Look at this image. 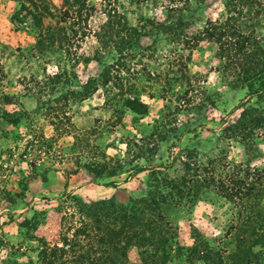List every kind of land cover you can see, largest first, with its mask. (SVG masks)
Wrapping results in <instances>:
<instances>
[{"label": "rangeland", "instance_id": "rangeland-1", "mask_svg": "<svg viewBox=\"0 0 264 264\" xmlns=\"http://www.w3.org/2000/svg\"><path fill=\"white\" fill-rule=\"evenodd\" d=\"M78 1L84 10L74 0H0V264H158L146 243L128 241L143 228H129L132 217L168 229L165 264H185L175 251L191 246L194 233L210 258L191 264L224 260L239 223L246 235H264V191L247 224L245 204L220 191L232 175L243 178L237 171L264 168V123L251 134H224L243 110L264 121V8ZM229 15L240 34L228 38L247 53L239 68L235 54H217L211 41L190 49L174 42L177 18L189 37ZM88 81L94 89L82 100ZM126 98L143 114L128 110ZM183 176L180 195L173 189ZM141 200L157 210L137 214ZM118 225L122 235L111 239ZM251 251L264 264V246Z\"/></svg>", "mask_w": 264, "mask_h": 264}, {"label": "trees", "instance_id": "trees-1", "mask_svg": "<svg viewBox=\"0 0 264 264\" xmlns=\"http://www.w3.org/2000/svg\"><path fill=\"white\" fill-rule=\"evenodd\" d=\"M74 3H80L78 5L79 7L77 11H81L85 9L83 2L74 0ZM237 3L238 4L243 3V5L246 6L247 8H252L254 6L256 10L258 8L260 9L264 8V2L259 3L257 2V0H245V1L238 0ZM240 13L241 12L237 10L236 14L239 15ZM62 16L67 17V13L63 12ZM79 22H80V18H79ZM235 23H236V20L231 15H229L228 17H226L225 21H223L222 24H220V26L214 25L213 27V25L211 24V25L205 26L204 29H202V31H200L196 35L187 37L186 35L184 36V31L186 28H183L180 30V28L184 26H182V21L179 18H177V26L179 27V32L178 34H176L174 38L175 40L174 42L175 43L180 42L181 44H186L187 47H188V43L189 44L191 43L189 45L190 47H188V49H190L192 46L194 47L199 42H201L203 39L207 41H211L212 43L218 46L217 54H235V57H234L235 59H233L234 60L233 62H235V64L239 68L241 67L240 66L241 60H243L244 54H247V53L244 51V48L242 45L239 48H237L234 42H232L228 38L229 33L230 34H236V33L240 34L239 32L240 30H238V27H236ZM124 27L125 26L122 24V28L125 30ZM166 29L168 32H170L169 27H167ZM59 32L61 33L59 34L60 38L63 39V41L65 42L66 38L64 34V29L60 28ZM70 33H72V36L76 35L75 32L70 31ZM95 38L99 42L102 41L101 37L98 35H95ZM228 47L229 49H227ZM254 61L256 63V60ZM261 71H264V70L261 69L259 72ZM236 75L238 76V74ZM259 77H260V73L252 74L250 78H246V79L257 81ZM260 80L262 79L260 78ZM93 84H94V81H88L86 85H84V89H83L84 91H83V94L81 95L82 100L90 96V94L92 93L94 89ZM262 85L263 84H260V86ZM247 89L250 95L257 93L253 88V83L248 84ZM136 101H137L136 98H132V99L126 98L125 100H123V104L131 112L136 113V114H143L144 112V110L142 109L143 106L141 104H137ZM259 123L262 124L264 123V121L259 119V116L257 115L256 110L254 109H250L249 111L243 110L242 114L239 117V122L235 125H231L225 128L224 134L227 136H237V134L238 135L242 134L244 131H246L247 134H251L255 128H258L257 125ZM190 159L191 158H189L185 162L186 169L188 170H190L189 165H192L191 167L194 166V163L189 164ZM215 165H216L215 162H213L210 167L212 172L215 170ZM237 173H242L243 178L240 181H238V180H235V178L237 177L236 176L237 174L234 176L232 175L231 177L232 185L230 187L221 186L220 191L224 194V197L226 198V200L230 202L236 201L240 204V207L242 206V204H245L244 207L242 206L243 208L242 211H244V214H245V216L242 217L243 223L245 224L252 223L250 214L251 213L257 214V216L259 214V212L256 210H257L258 201L261 199L262 192L264 191L263 186L261 185L263 182L262 180H264V168L262 169L246 168L243 171H237ZM199 177L200 176L198 174V176H195L193 178H195L196 181L202 182V184L205 183V180L203 178L199 179ZM185 178H186L185 176L179 178L178 181L176 182V187L174 189L171 187V189L175 190L180 195H183V187H186L184 185L186 181ZM259 186H261V188ZM179 187H182V189H180L181 191H178ZM141 201L144 203L142 204L141 210L136 211L137 214L141 213V215H143L145 212L154 213L157 210L158 204L155 203L154 201H149L148 203L145 200L144 201L141 200ZM240 213L241 212H239L238 218L240 216ZM116 220L118 221V224H121V222H123L124 224V220H122L121 217L118 219L116 218ZM138 220L132 217L130 222H127L129 223V226H128L129 228H132V227L136 228V226L143 227L141 228L140 231H134L133 233H131L130 236L127 238L128 241L135 240L138 245L139 244L143 245V243H146L147 244L146 246H148V248L151 249L154 256L156 257L158 255L159 257L158 264H165V260H166L165 258L167 257L166 256L167 250L165 247L167 245V241L169 240L167 238L168 229L166 230L164 234L162 232L163 229L160 223L158 222L155 224L151 222L148 223V221L146 220L144 223L142 220H139V221ZM252 228L254 229V226ZM121 229H122L121 226L118 225V228L116 230L112 229L111 231H109L108 234H110V238L119 240L118 238L122 235ZM234 230L235 231L237 230L233 237L234 250L230 254H228L224 260H221L218 258L217 260H215L216 262L211 260L210 264H255V261H257L256 259L257 254L251 251V247L256 246V245L264 246V235L257 236L255 231H251L249 235H246V233L243 232L245 229L241 227V223H239L238 228H234ZM252 237H255V238L250 240ZM192 240H193V243L191 246L185 247V248L183 247L176 248V251H175L176 258H179L180 260H182V262L185 261V264H191V261L193 260L195 256L201 259H204L205 261L209 260L210 258L209 252H208L209 248L207 246V243L202 241L200 237L195 233L192 234ZM151 264H155V262L151 260Z\"/></svg>", "mask_w": 264, "mask_h": 264}]
</instances>
